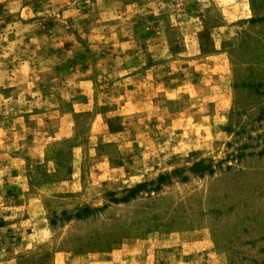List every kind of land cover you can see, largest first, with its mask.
I'll use <instances>...</instances> for the list:
<instances>
[{"label": "rangeland", "instance_id": "1", "mask_svg": "<svg viewBox=\"0 0 264 264\" xmlns=\"http://www.w3.org/2000/svg\"><path fill=\"white\" fill-rule=\"evenodd\" d=\"M0 264H264V0H0Z\"/></svg>", "mask_w": 264, "mask_h": 264}]
</instances>
